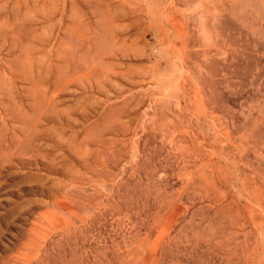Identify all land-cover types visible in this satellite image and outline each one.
<instances>
[{"label": "rangeland", "instance_id": "1", "mask_svg": "<svg viewBox=\"0 0 264 264\" xmlns=\"http://www.w3.org/2000/svg\"><path fill=\"white\" fill-rule=\"evenodd\" d=\"M0 264H264V0H0Z\"/></svg>", "mask_w": 264, "mask_h": 264}]
</instances>
